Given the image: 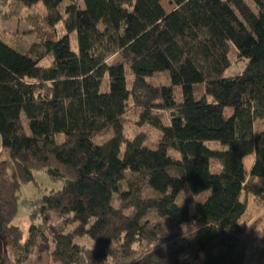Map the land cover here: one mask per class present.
I'll use <instances>...</instances> for the list:
<instances>
[{
    "label": "trees",
    "instance_id": "16d2710c",
    "mask_svg": "<svg viewBox=\"0 0 264 264\" xmlns=\"http://www.w3.org/2000/svg\"><path fill=\"white\" fill-rule=\"evenodd\" d=\"M161 1L0 0L32 11L37 39L23 51L0 34L5 264H245L264 243V227L255 238L240 221L242 196L264 206V0H250L256 13L245 0ZM234 59L241 72L223 77ZM128 101L156 149L126 134ZM34 171L62 185L23 201L24 235L17 199Z\"/></svg>",
    "mask_w": 264,
    "mask_h": 264
},
{
    "label": "rangeland",
    "instance_id": "374dc122",
    "mask_svg": "<svg viewBox=\"0 0 264 264\" xmlns=\"http://www.w3.org/2000/svg\"><path fill=\"white\" fill-rule=\"evenodd\" d=\"M249 8L256 13L255 6L250 0H245ZM66 1H64L60 5V10H63ZM161 7L165 11H170L173 9L167 0L161 1ZM12 7H4L0 5V34L4 35L5 42L8 46L14 47L19 50H27L32 42H36L37 39L35 35L31 32L29 25L26 22V18L32 13V11L28 9H21L19 12L14 14H8ZM6 12L7 17L2 18V13ZM56 29L59 35H63V29L61 23L56 24ZM72 46L75 47V42H72ZM46 60L41 65H44ZM245 61L234 59L230 65L222 74L223 77L233 76L241 72ZM125 81L126 87L130 85V74L129 70L125 68ZM153 83L160 85H167L169 81L165 79L164 73L157 74L152 80ZM106 80L101 85V91H105L107 86L105 84ZM174 97L176 100L181 98V91L179 88L174 87ZM208 101H211V97L207 96ZM127 113L124 116V128L126 134L132 136L135 132L145 131L146 139L144 142V146L147 148L154 150L157 147V132L148 128V127H137L134 124V120L136 118V111L131 107V102L128 101L127 104ZM167 119L165 120V123ZM24 130L28 133V128L25 122H23ZM262 129V122L256 121L254 124V136H256ZM62 139L61 135L56 137L57 141ZM205 145L212 150H221L224 149L219 143L216 142H206ZM172 155L175 154L172 150L169 151ZM8 159L7 150L3 149L0 142V160ZM251 164L250 159H246L245 165L249 167ZM34 181L22 184L20 187V191L17 199V215L14 220V224L23 231L24 235L26 234L27 227L29 224L28 214L25 205L23 204L24 200L33 198L35 195H40L43 193H47L50 190H59L61 188V182L52 181L43 171H34L33 172ZM246 202V212L244 216L241 218V222L246 224L249 229H252L253 236L258 238L261 235L262 229L264 227V206L257 204L254 200H252L251 196H242L241 198ZM180 203V202H178ZM190 212L193 210V205L189 206ZM77 243H83L87 246H92L91 242L87 238L77 239ZM4 250V245H0V255ZM0 264H5V262L0 258ZM105 264H110L107 261ZM245 264H264V243L257 241L254 243L252 250L248 251Z\"/></svg>",
    "mask_w": 264,
    "mask_h": 264
}]
</instances>
